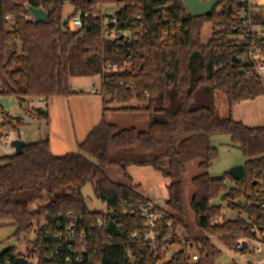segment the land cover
I'll list each match as a JSON object with an SVG mask.
<instances>
[{"label": "trees", "instance_id": "16d2710c", "mask_svg": "<svg viewBox=\"0 0 264 264\" xmlns=\"http://www.w3.org/2000/svg\"><path fill=\"white\" fill-rule=\"evenodd\" d=\"M98 1L122 7L107 22L97 12L84 18L83 29L71 31L68 20L79 11L96 10L95 0L69 2L75 13L67 21L65 2L0 0V97L17 99L20 107L30 97L43 98L48 104L50 99L78 94L72 90V78L97 76L104 110L101 122L78 144L77 153L56 156L46 139L27 143L22 155L0 160V221H11L18 238L36 232L28 254H40L39 264H68L69 246L57 237L74 223L70 214L83 219L78 222V233L85 231L89 237L85 264H176L186 249L161 263L171 244L161 240L154 249L146 241L138 204L150 200L112 180L103 168L114 163L109 160L111 147L139 146L145 152L164 147V154L148 163L169 181L166 206L156 207L166 211L172 224L161 230L162 239L171 234L176 241L194 242L189 248L201 256L198 264H217L221 248L205 237L194 238L183 221L182 177L186 166L198 161L201 174L192 180L191 211L198 228L221 244L229 247L241 237H252L253 225L264 227V126L252 128L232 115L235 105L264 95L260 79L247 78V50L236 39L241 23L232 11L193 18L183 0ZM27 5L43 8L49 13L48 21L35 24L27 18ZM206 23L213 25L208 43L202 41ZM106 25L121 35L108 38ZM125 32L131 37L124 36ZM109 63L118 69L105 73ZM219 93L225 94L229 106L225 118L214 103ZM132 102L137 106L108 107ZM108 112L147 114L149 129H120L105 120ZM34 117L49 119V113L37 112ZM225 136L245 158L243 186L229 172L223 178L209 173L219 159L213 139ZM161 158L168 161L166 169ZM228 179L234 186H227ZM86 186L92 187L106 211L89 209L82 193ZM215 200L224 206L215 205ZM225 209L238 212V217L216 222L224 218ZM112 221L120 228V236L109 233ZM47 254L52 257L46 258ZM19 256L23 255L16 248L7 250L0 255V264H15Z\"/></svg>", "mask_w": 264, "mask_h": 264}, {"label": "rangeland", "instance_id": "374dc122", "mask_svg": "<svg viewBox=\"0 0 264 264\" xmlns=\"http://www.w3.org/2000/svg\"><path fill=\"white\" fill-rule=\"evenodd\" d=\"M93 6H96L95 11L99 12V15L102 18L104 17L105 22H107L109 16H113L119 12L122 4L107 1L101 3L95 0ZM74 10V6L66 1L64 4V19L66 21L75 13ZM212 31L213 25L206 23L202 34V41L204 43L210 41ZM124 36L131 37V34L125 32ZM18 50H20V47ZM100 81L101 79L97 76L72 78V90L78 94H75L71 98L58 97L50 99L47 106L43 108L44 111L49 113V119L45 117H42V119H37L36 117L29 118L24 128L25 137L23 141L25 143H34L50 138L51 146L54 147V154L57 156L79 152L78 144L84 141L88 132L93 128L92 126L98 125L103 118V97L100 94L91 93V83L100 86ZM214 103L222 117L228 116L229 106L227 105L225 94H217ZM125 106L136 107L137 103H125L124 105L109 104L108 107L113 109ZM4 108L6 112H10L16 117L25 120L28 118L27 113H24L15 98H10L8 105ZM232 115L234 120L242 121L252 128L264 126V95L257 97L256 100H246L235 105ZM105 120L108 123H114L123 130L136 128L139 131H145L150 126L149 117L144 113L123 114L108 112ZM213 140L214 145L219 150V159L214 163L209 173L214 178H223L230 168L242 165L245 162V158L238 149L230 146L231 140L229 137H215ZM164 152V147H159V149L152 152H145L139 146L127 148L126 150H117L111 147L109 149V160H112L114 163L103 168L107 176L115 182L131 186L143 196L153 199L157 206H166L165 202L168 198L167 185L169 181L148 164L159 159ZM161 160L162 167L166 169L168 161L165 158H161ZM197 165L198 161L188 164L183 173L184 206L186 207L183 221L192 230L194 238H203L206 237V233L198 228L190 207L195 193L192 179L201 174L200 170L196 168ZM227 186L231 187L234 184L228 179ZM82 193L91 211H106L105 205L93 193L91 186H86L82 190ZM213 203L224 206L221 200H215ZM238 215L236 211L225 209L223 212L224 218L219 219L218 223H224L228 219H236ZM15 232V227L12 226L11 221H0V255L7 250L16 248L19 254L27 257L28 244L36 239V232H33L29 236L22 235L19 238L15 236ZM219 243L217 245L221 248L223 257L225 256L220 261L221 263H227L231 258L236 259V255L232 251L227 252L226 248ZM182 249L183 247L179 245L172 246L165 255L166 260H171L172 256ZM188 252L193 253L194 250L189 249Z\"/></svg>", "mask_w": 264, "mask_h": 264}, {"label": "built area", "instance_id": "2783aa9c", "mask_svg": "<svg viewBox=\"0 0 264 264\" xmlns=\"http://www.w3.org/2000/svg\"><path fill=\"white\" fill-rule=\"evenodd\" d=\"M262 2V3H261ZM264 0H229L228 2L222 1L220 5L217 6L215 12L221 13L222 11L233 12L235 20L241 23V30L236 35L237 43L243 44L247 50V61L248 67L245 68L247 72V78H259L264 87ZM95 10V9H94ZM81 12L73 15L70 20H68V28L72 30L83 29L84 18L91 16H96V11ZM28 14V15H27ZM26 17L33 20L32 15L27 10ZM261 17L262 20H257V17ZM7 21H11L12 17L10 15L6 16ZM109 20V19H108ZM116 19H111V23L115 24ZM104 34L110 39H114L121 33H117L115 30H111L110 26H105ZM115 34L114 36H112ZM118 66L115 64H108L105 68V73L110 71H116ZM101 86V84H100ZM100 86L91 83V93L99 94ZM0 97V160L2 158L10 157L15 155L17 152L16 147L13 145L14 141H22L25 137L24 128L26 122L29 118H33L38 108H45L47 102L45 99H37L35 97H30L25 100V103L21 107L24 113H27L28 118L22 119L16 117L10 112H6L5 108L1 103ZM9 103V102H8ZM6 107V106H5ZM128 207V205H127ZM157 206L151 202H140L138 204V209L140 216L144 221V233L147 242H150L154 249L157 248V244L162 241H168L171 246L167 247L165 254L161 257L162 262H167L165 255L174 245L182 246L186 249L185 254L177 261L176 264H198L201 260L198 252L189 253V247H194V242L191 244L188 240L184 238H179L178 241L169 234L166 236L165 240L162 239L161 230L165 228H170L172 226L171 221L167 218V213L165 210H157ZM264 208V203H262ZM69 218L74 220L72 226L67 227L63 235H58V242H66L70 249V255L66 256V261L68 264H85L86 257L88 255V240L89 237L85 231H80L78 233L77 225L79 221H83L82 218L76 219L74 214H70ZM218 222V220L216 221ZM98 226H102V222L98 221ZM41 228L45 229L46 224L42 223ZM60 228V225H58ZM252 237H241L236 242L231 244V246L226 247L223 245L227 252L232 251L235 258H231L229 262L221 263L220 261L225 257L219 259L217 264H264V227L259 228L257 225L251 226ZM136 237L137 235H133ZM51 236L47 235V239ZM207 239L214 241L218 244L219 240L213 235L210 236L206 234ZM218 242V243H217ZM190 244V246H189ZM220 244V243H219ZM182 249V250H183ZM176 254V253H175ZM24 257L30 264H39L40 254L30 253ZM51 254H47L46 258L50 259ZM129 258H132L131 251L128 254ZM169 261V260H168ZM6 264H12L9 261Z\"/></svg>", "mask_w": 264, "mask_h": 264}, {"label": "water", "instance_id": "95a60500", "mask_svg": "<svg viewBox=\"0 0 264 264\" xmlns=\"http://www.w3.org/2000/svg\"><path fill=\"white\" fill-rule=\"evenodd\" d=\"M58 1H60V2H66V1L71 2L73 0H58ZM221 1L222 0H208V1L183 0V2L185 4V8H187L189 15L193 18H201L204 16L211 15L212 13L215 12L217 6L220 5ZM27 10L32 15L33 22L35 24L46 23L48 21L49 13H47L43 8H41V7L34 8L31 5H27ZM237 62H239V60H237ZM8 102H9V98H2L1 99V103H2L3 107L7 106ZM37 112L42 115V114H44V109L38 108ZM26 144L27 143H25L23 140L13 142V145L17 149L16 155H22L24 153V150L27 147ZM228 172L233 177V179L235 181L240 183L241 186L244 185L245 173H246L244 164L240 165V166H234V167L230 168V170ZM107 227H108L109 233H111L112 235L113 234L116 236L121 235V230L116 225L115 222L112 221L111 223L108 224ZM14 263L15 264H30L27 262V260L24 257H21V256L17 257L15 259Z\"/></svg>", "mask_w": 264, "mask_h": 264}, {"label": "crops", "instance_id": "0c3cea01", "mask_svg": "<svg viewBox=\"0 0 264 264\" xmlns=\"http://www.w3.org/2000/svg\"><path fill=\"white\" fill-rule=\"evenodd\" d=\"M33 118H34V117H33ZM238 122H239V121H238ZM26 124H27V123H26ZM94 126H96V125H94ZM94 126H92V127L94 128ZM93 128H92V129H93ZM92 129L88 132V134L92 131ZM88 134H87V135H88ZM87 135H86V137H87ZM86 137H85V139H86ZM48 139L50 140V138H48ZM85 139H84V140H85ZM34 143H35V142H34ZM50 145H51V142H50ZM52 152H53V154H54V147H53V146H52ZM54 155H55V154H54ZM56 156H57V155H56ZM243 164H244V163H243ZM243 164H242V165H243ZM196 168L198 169V165H197ZM192 180H193V179H192ZM232 184H233V183H232ZM144 197H146V196H144ZM146 198L149 199L151 202H153V203L155 204V202H154L153 199L148 198V197H146ZM155 205H156V204H155ZM156 206H157V205H156ZM158 207H159V208H165V206L160 207L159 205H158Z\"/></svg>", "mask_w": 264, "mask_h": 264}]
</instances>
